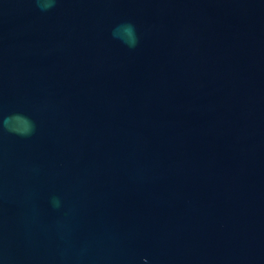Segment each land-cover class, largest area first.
I'll return each mask as SVG.
<instances>
[{"label":"water","instance_id":"water-1","mask_svg":"<svg viewBox=\"0 0 264 264\" xmlns=\"http://www.w3.org/2000/svg\"><path fill=\"white\" fill-rule=\"evenodd\" d=\"M0 264H264V0H0Z\"/></svg>","mask_w":264,"mask_h":264}]
</instances>
